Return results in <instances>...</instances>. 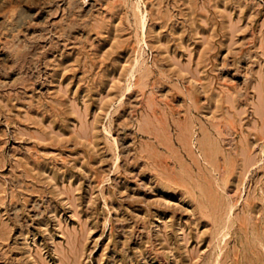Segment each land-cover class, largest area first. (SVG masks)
Here are the masks:
<instances>
[{
	"label": "rangeland",
	"instance_id": "rangeland-1",
	"mask_svg": "<svg viewBox=\"0 0 264 264\" xmlns=\"http://www.w3.org/2000/svg\"><path fill=\"white\" fill-rule=\"evenodd\" d=\"M0 264H264V0H0Z\"/></svg>",
	"mask_w": 264,
	"mask_h": 264
},
{
	"label": "bare ground",
	"instance_id": "bare-ground-1",
	"mask_svg": "<svg viewBox=\"0 0 264 264\" xmlns=\"http://www.w3.org/2000/svg\"><path fill=\"white\" fill-rule=\"evenodd\" d=\"M227 209H228V212H227V214H230V212H231V210H232V207H233V205L231 204V203H228L227 204ZM228 216V215H227ZM227 220H228V218H227ZM226 224V223H225Z\"/></svg>",
	"mask_w": 264,
	"mask_h": 264
}]
</instances>
